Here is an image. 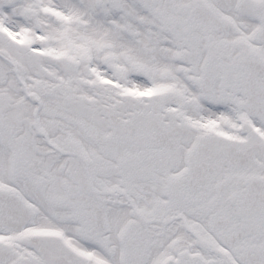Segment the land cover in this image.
<instances>
[{
  "label": "snow or ice",
  "instance_id": "obj_1",
  "mask_svg": "<svg viewBox=\"0 0 264 264\" xmlns=\"http://www.w3.org/2000/svg\"><path fill=\"white\" fill-rule=\"evenodd\" d=\"M0 264H264V0H0Z\"/></svg>",
  "mask_w": 264,
  "mask_h": 264
}]
</instances>
